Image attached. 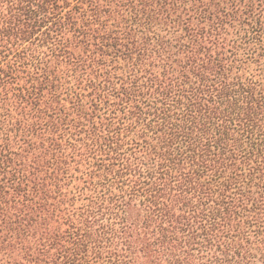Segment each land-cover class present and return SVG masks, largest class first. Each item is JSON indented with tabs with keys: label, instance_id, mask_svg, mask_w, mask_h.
I'll list each match as a JSON object with an SVG mask.
<instances>
[{
	"label": "trees",
	"instance_id": "obj_1",
	"mask_svg": "<svg viewBox=\"0 0 264 264\" xmlns=\"http://www.w3.org/2000/svg\"><path fill=\"white\" fill-rule=\"evenodd\" d=\"M0 264H264V0H0Z\"/></svg>",
	"mask_w": 264,
	"mask_h": 264
}]
</instances>
